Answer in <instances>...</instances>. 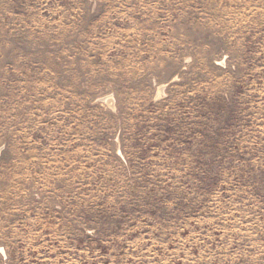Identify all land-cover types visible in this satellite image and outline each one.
<instances>
[{
    "label": "rangeland",
    "instance_id": "rangeland-1",
    "mask_svg": "<svg viewBox=\"0 0 264 264\" xmlns=\"http://www.w3.org/2000/svg\"><path fill=\"white\" fill-rule=\"evenodd\" d=\"M0 264H264V0H0Z\"/></svg>",
    "mask_w": 264,
    "mask_h": 264
}]
</instances>
